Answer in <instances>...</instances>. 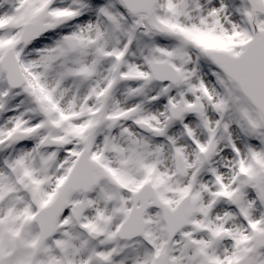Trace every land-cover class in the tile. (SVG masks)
I'll return each mask as SVG.
<instances>
[{"label": "snow or ice", "instance_id": "1", "mask_svg": "<svg viewBox=\"0 0 264 264\" xmlns=\"http://www.w3.org/2000/svg\"><path fill=\"white\" fill-rule=\"evenodd\" d=\"M0 264H264V0H0Z\"/></svg>", "mask_w": 264, "mask_h": 264}]
</instances>
